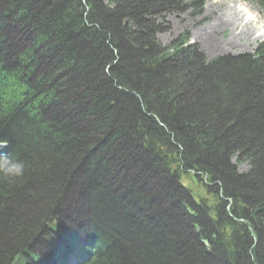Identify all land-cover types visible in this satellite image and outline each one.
I'll return each instance as SVG.
<instances>
[{
  "label": "trees",
  "instance_id": "trees-1",
  "mask_svg": "<svg viewBox=\"0 0 264 264\" xmlns=\"http://www.w3.org/2000/svg\"><path fill=\"white\" fill-rule=\"evenodd\" d=\"M37 1L0 0L1 152L25 163L0 180V264H264V46L134 51L120 0ZM68 72L84 95L56 80ZM92 117L95 139L78 129Z\"/></svg>",
  "mask_w": 264,
  "mask_h": 264
},
{
  "label": "rangeland",
  "instance_id": "rangeland-1",
  "mask_svg": "<svg viewBox=\"0 0 264 264\" xmlns=\"http://www.w3.org/2000/svg\"><path fill=\"white\" fill-rule=\"evenodd\" d=\"M144 1L146 2L145 5L137 0H120L119 3L120 7L124 9L122 11L123 14L126 15L127 13V15H130L132 13V17L127 18V20L130 23L128 25L136 31V34L131 36L132 42L129 40L127 44L134 51L139 47L135 43L142 45L151 42L157 47H159V44L163 47H170L175 41L182 39L180 44L183 48L209 61L218 57L235 56L247 52L253 53L259 47L264 46V30L261 28V19H264V9L254 1L205 0L203 3H200L196 0H184L182 3H177L165 0L166 2L164 1L165 3L160 6V9H158L159 5L155 4L156 0ZM37 2L39 5H44L45 0H38ZM153 13H158L154 19L155 24L152 23L154 17L148 20V17L153 15ZM183 35H185V38ZM126 40L128 41V38ZM133 44L135 45L133 46ZM180 60L181 58L178 56V58L176 57L174 60H171V64L177 68L176 74H179L178 86L184 89L182 83L190 77L186 69L192 68L185 67V65L181 64ZM71 73L68 72L62 77L61 74H57L59 79L56 80L59 83L66 82L64 86L69 88L70 91L79 92L80 95H84V88L70 79ZM192 91H188V95L186 96V99L189 98L187 101L191 102V104L197 105L202 99L206 100L209 98V92L204 94L198 91L195 92V90ZM87 99H89L88 96H86ZM80 110L83 111L84 108L66 107L63 113L68 116L75 114L74 120H76L80 119L78 117L82 114L79 112ZM250 117L252 116L247 117L249 118L248 120H251ZM89 120L91 122L87 120L89 123L80 125L78 129L81 130L82 136L89 137L92 135L95 139L101 130L90 133L89 124L94 123V118H89ZM204 120L214 123V120L207 116H204ZM130 137L132 139L131 135ZM115 144L119 148L121 145L119 144V139L116 140ZM122 147L125 148L124 144H122ZM146 160V155L139 156V161L134 165L135 168H139L138 171L149 175L161 174L154 165V167L151 165V169L143 170V165L147 162ZM239 168L240 171H247L251 168V163L247 161L244 164H240ZM129 169L123 165L120 173L130 176ZM134 180L136 184L140 185L137 179ZM168 188L170 190V186ZM162 204L160 205L162 206ZM70 213L72 212L70 211Z\"/></svg>",
  "mask_w": 264,
  "mask_h": 264
},
{
  "label": "clouds",
  "instance_id": "clouds-1",
  "mask_svg": "<svg viewBox=\"0 0 264 264\" xmlns=\"http://www.w3.org/2000/svg\"><path fill=\"white\" fill-rule=\"evenodd\" d=\"M7 147L6 141H0V148ZM25 174V163L9 155H0V180H14Z\"/></svg>",
  "mask_w": 264,
  "mask_h": 264
},
{
  "label": "bare ground",
  "instance_id": "bare-ground-1",
  "mask_svg": "<svg viewBox=\"0 0 264 264\" xmlns=\"http://www.w3.org/2000/svg\"><path fill=\"white\" fill-rule=\"evenodd\" d=\"M261 28L264 30V19H261Z\"/></svg>",
  "mask_w": 264,
  "mask_h": 264
}]
</instances>
